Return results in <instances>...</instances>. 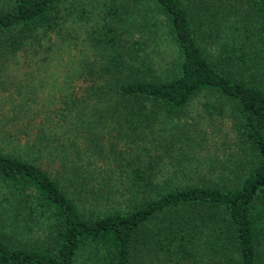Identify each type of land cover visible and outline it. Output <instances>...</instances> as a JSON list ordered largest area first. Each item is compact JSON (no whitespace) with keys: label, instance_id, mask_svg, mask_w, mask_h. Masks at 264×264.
I'll return each instance as SVG.
<instances>
[{"label":"trees","instance_id":"trees-1","mask_svg":"<svg viewBox=\"0 0 264 264\" xmlns=\"http://www.w3.org/2000/svg\"><path fill=\"white\" fill-rule=\"evenodd\" d=\"M95 1L104 62L48 104L0 95V264H264V0H0V78L39 89ZM200 93L233 106L239 157L170 185L151 127ZM112 130L132 159L103 149Z\"/></svg>","mask_w":264,"mask_h":264},{"label":"rangeland","instance_id":"rangeland-1","mask_svg":"<svg viewBox=\"0 0 264 264\" xmlns=\"http://www.w3.org/2000/svg\"><path fill=\"white\" fill-rule=\"evenodd\" d=\"M87 2L88 0H84L83 3ZM64 12L69 14L67 11ZM102 15L96 1L92 5L86 4L84 17L77 18L74 14H70L61 30L67 41L52 54L54 64L42 73L44 80L40 88L35 86L38 75L30 77L13 72L9 77L2 74L0 81L5 82L7 91H4L0 82V95L12 94L15 98L14 103H18L24 95L31 96L36 92V97L39 96L42 102L48 104L62 87L64 76L68 74L66 70L74 71L80 59H84L85 62H104L107 58L106 50L99 45L91 44L92 37L98 34L96 27L101 24ZM54 38L62 40L55 35ZM206 104L211 105L206 106ZM233 110L231 103L219 100L217 95L200 93L190 101L179 116L173 119H161L153 128L151 127V135L157 138L154 141L161 154L160 161L155 165L159 173L158 178L169 181L170 185L192 183L198 180V174L232 166L231 161L239 157L233 136L234 119L230 117ZM113 133L115 135V130L103 138V149L113 155L121 151L126 159H132L129 153L132 150L128 149L133 146L130 143L132 139L114 137ZM180 173L188 175L182 177Z\"/></svg>","mask_w":264,"mask_h":264}]
</instances>
